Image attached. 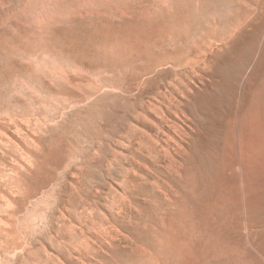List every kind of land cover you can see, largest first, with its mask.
<instances>
[{"label":"rangeland","instance_id":"374dc122","mask_svg":"<svg viewBox=\"0 0 264 264\" xmlns=\"http://www.w3.org/2000/svg\"><path fill=\"white\" fill-rule=\"evenodd\" d=\"M263 237L264 0H0V264H264Z\"/></svg>","mask_w":264,"mask_h":264},{"label":"bare ground","instance_id":"6f19581e","mask_svg":"<svg viewBox=\"0 0 264 264\" xmlns=\"http://www.w3.org/2000/svg\"><path fill=\"white\" fill-rule=\"evenodd\" d=\"M196 1H199V0H196ZM212 1H214V2H220V5H224V6H226V0H212ZM259 2V1H258ZM202 4V3H201ZM213 4H215V3H213ZM199 6H200V4H198ZM199 6H197V7H199ZM212 6V5H211ZM186 7V6H185ZM214 8V7H213ZM258 8V7H257ZM256 8V9H257ZM204 9V8H203ZM199 10V9H198ZM240 10H241V8H240ZM239 10V11H240ZM243 11V10H242ZM256 11V10H255ZM180 12V11H179ZM191 12V11H190ZM204 12V11H203ZM198 13V12H197ZM235 13H237L238 15H240L239 13H242V12H237V9H236V12ZM250 13V12H249ZM186 14V13H185ZM184 14V15H185ZM201 14V13H200ZM203 14V13H202ZM202 14H201V16H202ZM244 14V13H243ZM187 15V14H186ZM197 15H199V14H197ZM206 15H208V13L206 14ZM242 15V14H241ZM240 15V16H241ZM182 16V15H181ZM213 16V15H212ZM189 17V16H188ZM200 17V16H199ZM216 20V19H215ZM217 21V20H216ZM215 32V31H214ZM234 35V34H233ZM255 56V55H254ZM246 60V59H245ZM257 95V94H256ZM256 110V109H255ZM256 112V111H255ZM254 116V115H253ZM255 122V121H254ZM250 123V122H249ZM256 123V122H255ZM253 124V123H252ZM248 125V124H247ZM255 201V200H254ZM258 202V201H257ZM262 203V202H261ZM254 204V203H253ZM258 205V204H257ZM251 206H252V204H251ZM255 211V210H254ZM262 213H263V211H262ZM258 214V213H257ZM261 215V214H260ZM260 234H262V233H260ZM261 237V236H260ZM262 238V237H261ZM264 238V237H263Z\"/></svg>","mask_w":264,"mask_h":264}]
</instances>
